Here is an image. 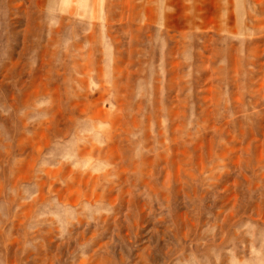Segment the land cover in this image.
I'll return each mask as SVG.
<instances>
[{"label": "rangeland", "instance_id": "374dc122", "mask_svg": "<svg viewBox=\"0 0 264 264\" xmlns=\"http://www.w3.org/2000/svg\"><path fill=\"white\" fill-rule=\"evenodd\" d=\"M0 264H264V0H0Z\"/></svg>", "mask_w": 264, "mask_h": 264}]
</instances>
